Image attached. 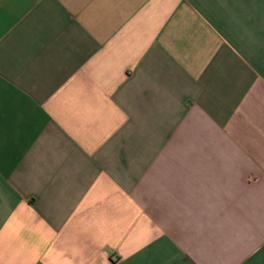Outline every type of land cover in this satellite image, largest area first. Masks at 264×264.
<instances>
[{
  "label": "crops",
  "instance_id": "0c3cea01",
  "mask_svg": "<svg viewBox=\"0 0 264 264\" xmlns=\"http://www.w3.org/2000/svg\"><path fill=\"white\" fill-rule=\"evenodd\" d=\"M0 264H264V0H0Z\"/></svg>",
  "mask_w": 264,
  "mask_h": 264
}]
</instances>
